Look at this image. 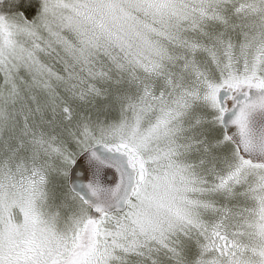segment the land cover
Listing matches in <instances>:
<instances>
[{"label":"snow or ice","instance_id":"1","mask_svg":"<svg viewBox=\"0 0 264 264\" xmlns=\"http://www.w3.org/2000/svg\"><path fill=\"white\" fill-rule=\"evenodd\" d=\"M0 264H264V0H0Z\"/></svg>","mask_w":264,"mask_h":264}]
</instances>
